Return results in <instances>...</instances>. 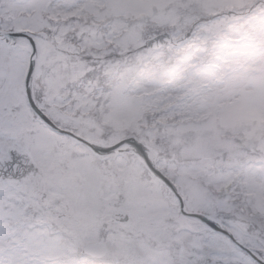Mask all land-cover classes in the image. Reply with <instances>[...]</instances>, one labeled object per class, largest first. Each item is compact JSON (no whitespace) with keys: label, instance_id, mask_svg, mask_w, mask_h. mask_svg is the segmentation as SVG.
I'll list each match as a JSON object with an SVG mask.
<instances>
[{"label":"snow or ice","instance_id":"1","mask_svg":"<svg viewBox=\"0 0 264 264\" xmlns=\"http://www.w3.org/2000/svg\"><path fill=\"white\" fill-rule=\"evenodd\" d=\"M0 264H264V0H0Z\"/></svg>","mask_w":264,"mask_h":264}]
</instances>
